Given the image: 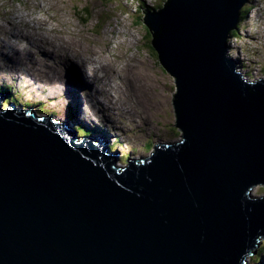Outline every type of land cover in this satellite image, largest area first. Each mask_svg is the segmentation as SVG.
<instances>
[{"label": "water", "instance_id": "95a60500", "mask_svg": "<svg viewBox=\"0 0 264 264\" xmlns=\"http://www.w3.org/2000/svg\"><path fill=\"white\" fill-rule=\"evenodd\" d=\"M239 1L168 0L148 15L182 134L152 160L119 166L0 100V264H260L264 88L232 68Z\"/></svg>", "mask_w": 264, "mask_h": 264}, {"label": "rangeland", "instance_id": "374dc122", "mask_svg": "<svg viewBox=\"0 0 264 264\" xmlns=\"http://www.w3.org/2000/svg\"><path fill=\"white\" fill-rule=\"evenodd\" d=\"M167 1L0 0V42L5 36L20 58L22 53L32 55L33 58L29 61L32 66L46 65L49 75L60 80L59 90H56L59 96L53 98L50 92V97H47L41 93L36 80L27 75L25 66H19V63L9 67L4 63L3 57H0V92L6 97L3 104L8 105V100H11L16 103L17 108H21L29 103L39 116H51L56 119L49 117V120L66 122L72 128L80 125V137H99L109 143L113 151L118 152L116 161L119 166L126 165L129 157L147 159L150 156L149 160H152L157 145L177 142L182 137L175 120L176 85L161 64L152 45L149 28L143 19L145 7L155 6L158 9ZM141 6L143 7L140 8ZM242 13L246 16L238 26L233 57L239 60L240 70L245 78H264V0H248ZM51 26L59 28V36L66 39L68 35L73 37L77 47L72 50H79L80 58L46 57L45 49L41 53L32 42L41 40L40 42L49 46L47 50L56 48L63 54L70 52L68 49L58 48L59 40L51 32ZM53 39L54 42H51ZM19 48L23 50L22 53L18 52ZM4 53L7 54L5 50ZM90 57L96 59L89 60L94 62L92 66L85 62ZM38 60H46V63ZM85 64L90 72L82 67ZM79 66L82 71H79ZM94 66L102 73L106 83L102 85L109 88V94L128 103L129 108H125L128 112L118 110L111 103L104 111L102 95H93L92 86L88 88L83 85V80L87 84H93L87 78L93 75ZM11 69H18L23 75L13 73ZM146 75L155 80H150L151 90H147V96H151L149 101L144 96L146 90L141 82L148 80ZM109 79L110 86H107ZM153 85L158 93L152 91ZM153 98H157L156 103ZM160 99L166 102L162 106L160 103L161 107H158ZM142 101L144 105L141 104ZM110 108L114 109L111 114ZM142 112L148 113L150 119L142 121V117H137ZM263 245L264 238L259 243L260 264L264 263V251L261 249Z\"/></svg>", "mask_w": 264, "mask_h": 264}, {"label": "bare ground", "instance_id": "6f19581e", "mask_svg": "<svg viewBox=\"0 0 264 264\" xmlns=\"http://www.w3.org/2000/svg\"><path fill=\"white\" fill-rule=\"evenodd\" d=\"M248 0H240L239 1V9H238V18H237V26H236V34H237V31H238V25H239V23H240V21H241V13H242V8H243V6L245 5V3L247 2ZM143 4L145 5V2H143ZM167 4V3H166ZM165 3H164V6L166 5ZM164 6H162L160 9H162ZM143 6H141L140 8H142ZM150 8H152V9H150ZM159 8L158 9H156V7L155 6H147V7H145V10H143L144 11V14L145 15H143L144 16V21H145V24L147 25V23H146V21H147V17H148V15H150V14H152V13H154V12H156V11H158V10H160ZM54 26V25H53ZM53 26H51V28H50V30H52L51 32H53L55 35H57V37H58V40H59V46H58V48L59 49H61V48H64V49H68L70 52L68 53V54H63V53H60V52H58V50L56 49V48H54V49H50V50H47V48H49V46L48 45H46L45 43H42V42H36L35 43V41L34 42H32L36 47H38L39 49H40V51H41V53H42V51L45 49V51H46V57L47 56H52L53 58H56L57 56H58V58L61 56V57H63V58H68V59H71V57L72 56H75L76 58H80V55H78L79 54V50H77V52H75V51H73L72 50V48H74V50H76L75 48L77 47L76 46V44H75V42L72 40V36L71 35H68L67 36V39L65 38V37H63V36H59V34H58V29L59 28H57L56 29V27H53ZM148 27V26H147ZM12 29V28H11ZM21 30V29H20ZM5 31V30H4ZM11 34V33H10ZM3 36V35H2ZM17 36V35H16ZM236 36V35H235ZM4 38H5V36H3ZM1 38V37H0ZM4 38H2V42H0V57H3L2 59H3V61H4V63H6V65L7 66H9V67H14L16 64H19V66L20 65H23V66H25V68H26V73H27V75H30L31 77H33L35 80H36V82L40 85V90H41V93L42 94H46V96L47 97H50V92L52 93V97L53 98H55V97H58L59 96V94H58V92L56 91V90H59V85H60V80L58 79V78H56L54 75L51 77L50 75H49V73H48V71H47V69H46V65L45 66H42V67H37V66H32V64H30L29 63V61H31L32 60V58H33V56L31 55H26V53H22L23 52V50H21L20 48L18 49V52H21L22 53V55H21V58L19 57V55H18V53H16V52H14L13 50H12V46H10V45H12L11 44V42L9 41V39H4ZM9 38V37H8ZM39 40V39H38ZM54 40L55 39H53L51 42H54ZM153 40V39H152ZM1 41V40H0ZM32 41V40H31ZM30 41V42H31ZM62 44V45H61ZM153 45V44H152ZM35 47V48H36ZM31 48V47H30ZM29 48V49H30ZM4 50H5V52L7 53V54H5L4 53ZM156 50V49H155ZM16 51V50H15ZM157 51V50H156ZM158 53V52H157ZM235 53V52H234ZM20 54V53H19ZM87 55V54H86ZM82 56V55H81ZM84 56V55H83ZM159 56V55H158ZM75 57H74V60L75 61H77L76 59H75ZM86 57V56H85ZM93 57V56H92ZM30 59V60H29ZM88 59V60H87ZM74 60H72V61H74ZM89 60H96V59H93V58H86V60H85V62H87V63H89L91 66H92V64L94 65V62H92V61H89ZM159 60H160V58H159ZM38 61H41V62H43V63H46V60H38ZM66 61V60H65ZM160 62H161V60H160ZM161 64H162V62H161ZM253 64V63H252ZM4 65V64H3ZM74 65V64H73ZM163 65V64H162ZM75 66V65H74ZM6 67V66H5ZM85 70H89L88 69V66L85 64V65H83L82 66ZM164 67V66H163ZM240 65H239V60H237L236 58H234L233 57V60H232V68H233V70L235 71V73H236V75H237V77H238V79H239V81L241 82V84L242 85H246L247 86V84H246V82L247 83H249V84H251V85H253V87L255 88V89H257V88H264V78H256L255 80L254 79H248V78H245L244 77V73H243V71L242 70H240ZM18 68H20V67H18ZM1 69H3V68H1ZM92 69V68H91ZM124 69V68H123ZM11 72H13V73H17V74H21L22 72H20V70H18V69H15V70H13V69H11L10 70ZM79 71H82V68L80 69V66H79ZM115 71V70H114ZM121 71V70H120ZM7 72H9V71H7ZM89 72H90V70H89ZM116 72V71H115ZM6 74V73H5ZM92 74L93 75H89V77L87 78V79H89V81H91L93 84H87V82L85 81L84 82V80H83V85H85V86H88V88H91V86H92V88H91V93L94 95V94H101L102 95V101H103V107H104V111H106L105 109L107 108V106H108V104H112L113 105V107H116L118 110H123L125 113L126 112H128V109L127 110H125V108L126 107H128L127 106V102H125V101H122V100H119V98H117L116 96H112L111 94H109V88L107 89V88H105L104 86L106 85V83H104V79L102 78V73L101 72H99V68H97L96 66H94L93 67V72H92ZM122 74V73H121ZM21 75H23V74H21ZM123 75V74H122ZM39 76H41L40 78H39ZM136 76V75H135ZM147 77L146 78H148V80H141V82L143 83V85H144V89L146 90V92H145V94H144V96L146 97V99H148V101L151 99V96H147V94H148V92H147V90H151V86H150V80L152 81V79L154 80V78H150L148 75H146ZM85 77H87L86 76V74H85ZM85 77H84V79H85ZM117 77V76H116ZM45 78H46V81H45ZM105 78V77H104ZM245 78V79H244ZM107 81V80H106ZM155 81V80H154ZM45 82V83H44ZM62 82V81H61ZM105 84L104 86L102 85V84ZM110 79H109V82H108V85L107 86H110ZM119 83V82H118ZM141 85V84H140ZM155 85V84H154ZM154 85H153V92H155V93H158L159 91L157 90V91H155V87H154ZM66 85H64V87H65ZM96 86V87H95ZM84 87V86H83ZM102 87H104V88H102ZM112 87V86H111ZM136 87V86H135ZM61 88V87H60ZM48 89H49V91H48ZM64 89V88H63ZM62 92V91H61ZM103 93V94H102ZM154 96H156V95H154ZM159 98H161L160 97V95H157ZM131 97V96H130ZM158 98V99H159ZM136 100V99H135ZM164 100H166V99H164ZM153 101H154V103H156V101H157V98H153ZM130 102V101H129ZM144 101H142L141 102V104L142 105H144V103H143ZM166 101H163V100H161L160 99V101H158V107H161L162 105H164V103H165ZM161 103V106L159 105ZM149 104V103H148ZM16 105V104H15ZM151 106H152V104H150ZM146 106V105H145ZM153 107V106H152ZM17 108V107H16ZM129 108V107H128ZM132 108V107H131ZM17 109H21V110H24V111H26L27 110V112H30V113H34L35 112V114L36 115H38V112H37V110L36 109H34V106H28V107H21V108H17ZM148 109H150V108H148ZM153 109H155V108H153ZM111 110V111H110ZM112 110H114V109H109V114H111V113H113V111ZM132 110V109H131ZM147 110V109H146ZM159 110V109H158ZM157 110V111H158ZM134 111H136V110H134ZM138 111V110H137ZM139 113V112H138ZM154 113V112H153ZM85 114V113H84ZM122 114V113H121ZM136 115V114H135ZM43 117H46L47 118V116H43ZM137 117H142V121H146V120H148V119H150L149 117H150V115L148 116V113L147 114H144L143 112L142 113H140V114H138L137 115ZM65 122V121H64ZM69 122V121H68ZM66 123V122H65ZM99 123V122H98ZM67 124V123H66ZM149 124V123H148ZM68 128H70V134L71 135H74L75 137H77L78 138V140H83V139H85V138H88L89 136L88 135H85V136H83V137H80V133H79V131L75 128V126L72 128L70 125H68ZM73 129V130H72ZM100 131V130H99ZM80 135H79V134ZM93 136L91 135V138H92ZM96 137V136H95ZM90 138V137H89ZM101 146L105 149V151H107L108 153H110V154H112L113 155V157H115V159L118 161V152H115V151H113L112 149H111V147L112 146H110L109 145V143L107 144L106 142H104V144L102 143L101 144ZM129 159H130V157L128 158V161H127V164H130V161H129ZM264 235H262L259 239H258V242L259 243H261V241H262V239L264 238L263 237ZM263 237V238H262ZM262 238V239H261ZM261 239V240H260ZM263 251H264V249H262ZM262 251V252H263ZM263 263V262H262ZM264 264V263H263Z\"/></svg>", "mask_w": 264, "mask_h": 264}, {"label": "trees", "instance_id": "16d2710c", "mask_svg": "<svg viewBox=\"0 0 264 264\" xmlns=\"http://www.w3.org/2000/svg\"><path fill=\"white\" fill-rule=\"evenodd\" d=\"M151 7V6H150ZM161 7H159V9H160ZM249 10V8L248 9H246V11H248ZM246 15L245 14H243L242 13V15H241V20L245 17ZM145 19V18H144ZM239 26V25H238ZM237 34H238V31H237ZM236 34V35H237ZM28 106H30V104L28 103ZM79 127H80V125L79 126H76L75 128L80 132V130L81 129H79ZM81 128H83V126H81ZM86 131V130H85ZM84 132V131H83ZM261 249H264V245L262 246V248Z\"/></svg>", "mask_w": 264, "mask_h": 264}]
</instances>
